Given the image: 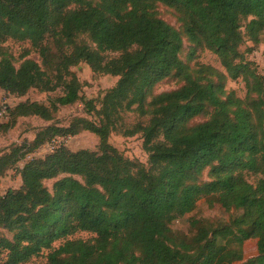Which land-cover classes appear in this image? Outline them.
Returning a JSON list of instances; mask_svg holds the SVG:
<instances>
[{
  "label": "trees",
  "instance_id": "16d2710c",
  "mask_svg": "<svg viewBox=\"0 0 264 264\" xmlns=\"http://www.w3.org/2000/svg\"><path fill=\"white\" fill-rule=\"evenodd\" d=\"M263 32L264 0H0V92H55L48 103L19 102L0 127L24 116L53 120L79 101L89 115L48 125L1 154L0 181L47 141L82 131L99 138L96 150L60 144L20 167V188L0 195V225L12 233L0 237V264H26L44 251L42 264H233L250 238L258 255L243 264H264V75L249 58ZM8 39L29 41L41 62L26 51L17 66ZM247 40L253 45L244 50ZM198 49L214 52L225 71L192 64ZM81 63L119 79L84 98L73 71ZM171 78L181 85L154 92ZM239 78L244 98L227 88ZM129 112L139 120L128 122ZM113 133L140 134L147 163L125 156ZM208 198L242 214L193 220L194 237L175 235L173 223Z\"/></svg>",
  "mask_w": 264,
  "mask_h": 264
},
{
  "label": "rangeland",
  "instance_id": "374dc122",
  "mask_svg": "<svg viewBox=\"0 0 264 264\" xmlns=\"http://www.w3.org/2000/svg\"><path fill=\"white\" fill-rule=\"evenodd\" d=\"M159 10L163 18L175 25L177 28H181V24L178 22L171 9H168L165 6H160ZM88 41L90 42V40ZM3 45L8 47L9 51L14 55L17 66L21 61V56L26 51H29L28 57L34 58L35 60L41 62L40 55L38 54L37 50L32 48V45L29 41L8 39L3 43ZM252 45V41L247 40L242 49L245 50L247 47ZM190 47V42L187 40V38H185L184 51L182 53V57L185 60L188 59ZM249 58L255 63L258 71L264 75V32L261 35L260 42L251 52ZM195 62L210 64L214 67L224 70V67L222 66L218 56L209 49H198L196 51L195 60L192 62V64ZM73 71L82 81L83 87L81 94L87 99H96L100 97L107 89L113 87L119 79L117 76L109 74L94 73L90 66L86 63H81L78 66L73 67ZM180 85L181 83L176 79H166L155 86L154 92L159 93L162 91L176 89ZM227 88L234 90L236 95L239 97L244 98L246 96L247 88L245 81L242 78L236 80L229 79L227 82ZM56 92H60V90H57ZM54 93L55 92H42L39 89L33 88L26 95L17 96L6 91H1L0 98L8 102L9 112L8 118L0 121V125H6L11 122L10 110L19 102L29 99L48 103L50 97L54 95ZM76 116H89L85 110L84 104L81 101L72 105L61 106L53 120H45L36 115L19 117L17 122L12 127L10 126L6 129L4 127H0V155L8 152L14 145L23 143L25 140L32 141L35 138L36 133L48 125L56 124L59 126H68L71 119ZM126 118L128 122H135L139 120V117L135 112H129L126 115ZM198 120L202 119L199 118ZM110 142L121 152H123L125 156L147 163L148 154L143 149V139L140 134L134 136H124L120 133H113L110 137ZM53 144L56 146L65 144L72 150H79L82 148L96 150L99 144V138L96 134L90 131H82L77 135L69 136L67 138L59 136L56 141L53 142ZM50 145L51 141H47L29 156H27V158L19 162L18 167L7 170L0 181V195L4 194L9 189L20 188L22 185L21 174L19 171L20 167H23L28 160H31L34 157L46 156L51 152ZM257 178L258 177L254 175H249V180L251 182H256ZM204 179H208L207 174H205ZM54 181V179L46 181V184L50 189L52 188ZM241 214L242 210H225L214 200L209 201V198L202 199L198 202L197 208L192 213L175 221L172 225V228L175 235L189 239L194 237L198 232V226L193 224V220L201 221V223H205L207 220L208 222L214 223H226L229 222L233 217ZM2 236L11 238L12 233L0 225V237ZM90 236L91 234L87 232H80L75 235L77 238L81 237L85 239L89 238ZM47 253V251H44L43 254L33 257L26 264L44 263L47 260ZM6 254V252L0 254V261L6 257ZM257 255L258 239L250 238L244 243V259L242 261H236L233 264H243L247 259Z\"/></svg>",
  "mask_w": 264,
  "mask_h": 264
},
{
  "label": "built area",
  "instance_id": "2783aa9c",
  "mask_svg": "<svg viewBox=\"0 0 264 264\" xmlns=\"http://www.w3.org/2000/svg\"><path fill=\"white\" fill-rule=\"evenodd\" d=\"M8 108H9L8 102L6 100H3L0 98V121L8 118ZM57 138H55L51 141V145H50L51 151L58 147L55 144H53V142H55Z\"/></svg>",
  "mask_w": 264,
  "mask_h": 264
}]
</instances>
